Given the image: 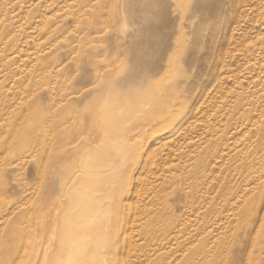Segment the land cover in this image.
<instances>
[{"label":"rangeland","instance_id":"obj_1","mask_svg":"<svg viewBox=\"0 0 264 264\" xmlns=\"http://www.w3.org/2000/svg\"><path fill=\"white\" fill-rule=\"evenodd\" d=\"M40 230L56 264L77 231L112 264H264V0H0V264Z\"/></svg>","mask_w":264,"mask_h":264},{"label":"bare ground","instance_id":"obj_2","mask_svg":"<svg viewBox=\"0 0 264 264\" xmlns=\"http://www.w3.org/2000/svg\"><path fill=\"white\" fill-rule=\"evenodd\" d=\"M193 24V23H192ZM123 25V24H122ZM180 40V39H179ZM172 64V63H171ZM195 66V65H194ZM166 77V76H165ZM159 81V80H158ZM160 82V81H159ZM158 82V83H159ZM163 82V81H162ZM163 84V83H162ZM161 85V84H160ZM155 102V101H154ZM105 104V103H104ZM110 105V104H109ZM211 105V104H210ZM111 106V105H110ZM103 107H105V105L103 106ZM108 109H111V108H108ZM102 110H103V108H102ZM101 110V111H102ZM98 112V111H97ZM105 112V110H103V113ZM139 111H137L136 113H134L133 114V117L136 119V118H138L139 117ZM200 113V112H199ZM99 114V113H98ZM105 114V113H104ZM104 114H102V115H104ZM117 114H118V112H117ZM120 114V113H119ZM121 114H122V112H121ZM99 115H101V112H100V114ZM98 115V116H99ZM106 115V114H105ZM195 115H196V113H195ZM198 115V114H197ZM97 116V118L98 119H96V121L98 120V122L99 121H101V120H99V117ZM196 117V116H195ZM199 117H201V116H199ZM96 117H94V119H95ZM103 118V117H102ZM102 118H100V119H102ZM192 118H194V117H192ZM88 119V118H87ZM86 119V122L88 121ZM92 119H90V121H91ZM159 120V119H158ZM198 120V119H197ZM163 121V120H162ZM161 121V122H162ZM89 122V121H88ZM93 122L94 123H96L95 122V120H93ZM154 122V121H153ZM94 123H93V125H94ZM143 123V122H142ZM86 124V123H85ZM99 124H102V123H99ZM87 125H89V123L87 124ZM152 125V124H151ZM99 126V125H98ZM126 126V125H125ZM149 126V125H148ZM154 126H155V124H154ZM153 126V129L155 128ZM96 127H97V124H96ZM100 127V126H99ZM85 128V127H84ZM87 128H88V126H87ZM137 128V127H136ZM142 128V127H141ZM146 128H148V127H146ZM86 129V128H85ZM94 129H96V128H94ZM93 129V130H94ZM97 129H98V127H97ZM139 129V128H138ZM145 129V128H144ZM149 129V128H148ZM147 129V130H148ZM102 130V129H101ZM100 131V130H99ZM128 131V130H127ZM136 131V130H135ZM142 131V130H141ZM86 132V131H85ZM94 132H95V130H94ZM132 131H130V133H131ZM142 132H144V131H142ZM148 132V131H147ZM151 132V131H150ZM189 132V131H188ZM96 133L97 132H95V135H93V138L94 139H92L91 141H90V143H88L89 144V146H90V148H96L97 147V143H98V141H97V138H96ZM100 133V132H99ZM99 133H98V135H99ZM139 133V132H138ZM141 133V132H140ZM181 133V132H180ZM101 134V133H100ZM145 134H146V132H145ZM151 134H153L152 132H151ZM150 134V135H151ZM157 134V133H156ZM175 134V133H174ZM179 134V133H178ZM81 135V134H80ZM91 135V134H90ZM130 135V134H129ZM158 135V134H157ZM183 135V134H182ZM128 136V135H127ZM132 136V135H131ZM130 136V137H131ZM144 136V135H143ZM168 136V135H167ZM172 136V135H171ZM180 136V135H179ZM130 137H128V139H131ZM134 137V136H133ZM137 137H139V136H137ZM141 137V136H140ZM151 137V136H150ZM158 137H160V135L158 136ZM157 137V138H158ZM184 137V136H183ZM99 138V137H98ZM153 138V137H152ZM176 138V137H175ZM182 138V137H181ZM185 138V137H184ZM189 138V137H188ZM127 139V138H126ZM145 139V138H144ZM148 139V138H147ZM150 139V138H149ZM148 139V140H149ZM164 139V138H163ZM178 139H179V137H178ZM183 139V138H182ZM100 140V139H99ZM142 140H143V138H142ZM154 140V139H153ZM153 140H151V142L153 141ZM161 140H162V138H161ZM175 140V139H174ZM173 140V141H174ZM185 140V139H184ZM136 141V140H135ZM177 142H181V140H179V141H177ZM143 143V142H142ZM174 143H176V141H174ZM144 144H146L145 142H144ZM163 144V143H162ZM167 145V147L166 148H168V145H169V143H167L166 144ZM173 145V144H172ZM171 144H170V146H172ZM176 145L178 146V144L176 143ZM148 146V145H147ZM155 146V145H154ZM169 146V147H170ZM173 146H175V145H173ZM176 146V147H177ZM165 147V146H164ZM130 148V147H129ZM145 148V147H144ZM173 148V147H172ZM179 146H178V150H179ZM128 149V148H127ZM131 150V149H130ZM166 149H164V151H165ZM176 150V149H175ZM144 151V150H143ZM158 152H159V150H158ZM162 154V153H161ZM169 154V153H168ZM165 155V153L163 154V156ZM163 156L161 157V158H163ZM166 156V155H165ZM87 157H89V156H87ZM67 158H68V156H67ZM66 158V159H67ZM142 158H143V156H142ZM164 159V158H163ZM162 159V160H163ZM143 160V159H142ZM160 160V159H159ZM77 161H78V159H77ZM76 161V162H77ZM142 162V161H141ZM78 163V162H77ZM159 164V163H158ZM158 164L156 165V167L158 166ZM161 164H162V162H161ZM88 165V164H87ZM73 167V166H72ZM79 167V166H78ZM139 168V167H138ZM158 168H159V166H158ZM161 168V167H160ZM77 169V168H76ZM140 169V168H139ZM79 170V169H78ZM77 170V171H78ZM138 170V169H137ZM138 172V171H137ZM81 173H83V171L81 172ZM73 176V175H72ZM72 176L70 177V178H72ZM81 177V176H80ZM130 179V178H129ZM73 182V181H72ZM108 183V182H107ZM134 183V182H133ZM144 185V184H143ZM87 186V185H86ZM91 186V185H90ZM89 187V186H88ZM132 190V189H131ZM71 192V191H70ZM136 193H137V191H136ZM138 194V193H137ZM126 196V195H125ZM63 197H65L64 196V194H63ZM79 199V198H78ZM123 200H124V198H123ZM126 200V199H125ZM63 201V200H62ZM65 202V201H64ZM55 202H53V204H54ZM118 204V203H117ZM123 204V203H122ZM55 205V204H54ZM53 205V206H54ZM101 205V204H100ZM111 205H113V204H111ZM127 205V204H126ZM49 206H50V204H49ZM48 207V206H47ZM50 208V207H49ZM54 208V207H53ZM57 208V207H56ZM54 210H55V208H54ZM114 211L115 210H113L112 211V213H114ZM111 212H109V214H110ZM112 213L110 214V215H112ZM115 213H119V210H116V212ZM56 217V216H55ZM51 218V217H50ZM88 219L86 220V218H85V221H88V224H86L85 226L87 227V228H95L96 230H100V232L98 233V235H101V236H103L104 238L108 235V231H109V228H110V226L112 225V223H115V221H113V219L112 218H114V217H111L109 220H107L106 222H102L101 224H98L99 223V221H100V215H98V214H96V215H94V216H88L87 217ZM52 220V219H51ZM56 218H54V221H53V223H52V227H55L56 226ZM52 222V221H51ZM131 222V221H130ZM137 223V222H136ZM40 225V224H39ZM45 225V224H44ZM82 225L83 224H81L79 227H82ZM131 224H129V226H130ZM124 226V225H123ZM48 227H49V225H48ZM47 228V227H46ZM123 228V227H122ZM41 229V228H40ZM56 229V228H55ZM38 230V229H37ZM45 230V229H44ZM43 230V231H44ZM122 230V229H121ZM41 231V230H40ZM43 231H41V232H43ZM56 231V230H55ZM130 232H131V230H130ZM40 233V232H39ZM129 233V232H128ZM37 234V236H39L38 235V233H36ZM41 234H43L41 237H35V244H36V249H35V254H33L32 255V258H27V260L29 259V262H27L26 261V264H53L52 262H54L53 260V255H54V251H52V248H55L54 247V237H55V232L53 231V230H51V231H47V233L46 234H44V232L43 233H40V235ZM75 235V234H74ZM96 235L95 234H93V233H83V232H80V231H77V234L74 236V237H72L71 239L69 238V236L68 235H65V234H62L61 236H60V241H59V244H60V248H62L63 246L62 245H65V243L66 244H71V246H70V248H82V249H84V251H75L73 254H71L72 256H71V258H70V263H68V264H79V261L80 260H82L85 256H87V255H93V257H92V259L89 261V263L88 264H112V262H113V259L112 260H110L109 259V257H108V255L107 254H109L110 256H116V251L113 249V248H116V247H112V245H110V246H107V248L105 247V246H103V247H99V238H101V237H99V238H96L95 237ZM107 239V238H106ZM132 242V241H131ZM82 244H84L83 246H84V248L82 247ZM23 246V245H22ZM34 246V245H33ZM59 246V245H58ZM91 246V248H88V247H90ZM128 246V245H127ZM23 248V247H22ZM59 250V249H58ZM75 250V249H74ZM34 251V250H33ZM67 252H69V251H67ZM70 253V252H69ZM126 254V253H125ZM64 255V254H63ZM53 259V260H52ZM126 260H127V257L125 258ZM57 261H58V259H57ZM129 261V260H128ZM55 263V262H54ZM56 264V263H55Z\"/></svg>","mask_w":264,"mask_h":264}]
</instances>
